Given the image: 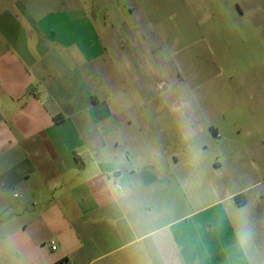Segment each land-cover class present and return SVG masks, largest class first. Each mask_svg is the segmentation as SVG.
<instances>
[{
	"label": "crops",
	"instance_id": "obj_1",
	"mask_svg": "<svg viewBox=\"0 0 264 264\" xmlns=\"http://www.w3.org/2000/svg\"><path fill=\"white\" fill-rule=\"evenodd\" d=\"M14 9L0 8V264H264V209L224 197V160L201 168L194 125L165 148L163 123L118 122L100 100L83 10Z\"/></svg>",
	"mask_w": 264,
	"mask_h": 264
},
{
	"label": "rangeland",
	"instance_id": "obj_2",
	"mask_svg": "<svg viewBox=\"0 0 264 264\" xmlns=\"http://www.w3.org/2000/svg\"><path fill=\"white\" fill-rule=\"evenodd\" d=\"M28 5L36 17L83 10L86 57L98 49L88 23L101 45L94 87L117 121L163 123L165 148L193 124L187 139L201 168L224 160V197L247 200L241 215L263 211L264 0H1L0 8L16 17ZM151 133L144 139L155 147Z\"/></svg>",
	"mask_w": 264,
	"mask_h": 264
},
{
	"label": "trees",
	"instance_id": "obj_3",
	"mask_svg": "<svg viewBox=\"0 0 264 264\" xmlns=\"http://www.w3.org/2000/svg\"><path fill=\"white\" fill-rule=\"evenodd\" d=\"M63 262H65V261H61V262H59V263H56V264H63Z\"/></svg>",
	"mask_w": 264,
	"mask_h": 264
},
{
	"label": "clouds",
	"instance_id": "obj_4",
	"mask_svg": "<svg viewBox=\"0 0 264 264\" xmlns=\"http://www.w3.org/2000/svg\"><path fill=\"white\" fill-rule=\"evenodd\" d=\"M160 242L163 243V238H161V241Z\"/></svg>",
	"mask_w": 264,
	"mask_h": 264
},
{
	"label": "built area",
	"instance_id": "obj_5",
	"mask_svg": "<svg viewBox=\"0 0 264 264\" xmlns=\"http://www.w3.org/2000/svg\"><path fill=\"white\" fill-rule=\"evenodd\" d=\"M55 247H53V249H54Z\"/></svg>",
	"mask_w": 264,
	"mask_h": 264
}]
</instances>
